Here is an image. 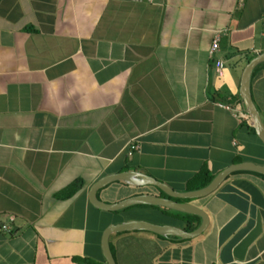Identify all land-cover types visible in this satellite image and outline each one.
Returning <instances> with one entry per match:
<instances>
[{
	"label": "crops",
	"instance_id": "1",
	"mask_svg": "<svg viewBox=\"0 0 264 264\" xmlns=\"http://www.w3.org/2000/svg\"><path fill=\"white\" fill-rule=\"evenodd\" d=\"M263 52L264 0H0V264H107L89 201L104 176L133 170L175 189L237 155L262 160L252 125L218 104L244 110L241 76ZM251 89L264 119V66ZM244 172L189 202L209 214L201 236L113 234L118 263L264 264V178ZM98 191L107 203L158 194Z\"/></svg>",
	"mask_w": 264,
	"mask_h": 264
},
{
	"label": "water",
	"instance_id": "2",
	"mask_svg": "<svg viewBox=\"0 0 264 264\" xmlns=\"http://www.w3.org/2000/svg\"><path fill=\"white\" fill-rule=\"evenodd\" d=\"M264 63V52L253 57L245 66L240 83V96L249 116V123L255 128L259 139L264 143V121L253 99L251 81L255 68ZM241 171H250L264 175V164L253 161L234 163L218 172L213 180L205 187L192 191H178L169 184L162 182L142 172L127 170L110 174L96 181L89 190V201L97 209L103 211H118L134 205H156L174 209L201 217V224L192 231L171 224H158L146 220L130 219L121 223L110 224L103 232L101 248L107 264H118L113 255L110 238L113 234L128 231H147L164 237L175 236L183 240L194 239L201 236L210 225L209 214L202 208L187 202H179L176 199L204 198L216 191L232 174ZM122 181L133 186H154L164 191L169 197L154 194L134 195L115 203L103 202L97 197V191L109 184Z\"/></svg>",
	"mask_w": 264,
	"mask_h": 264
},
{
	"label": "trees",
	"instance_id": "3",
	"mask_svg": "<svg viewBox=\"0 0 264 264\" xmlns=\"http://www.w3.org/2000/svg\"><path fill=\"white\" fill-rule=\"evenodd\" d=\"M262 66H264V63H261L255 68L253 72V76ZM243 123H244L243 125L246 126L248 133L256 137L258 141L263 144L262 145L263 146L262 155L264 156V143L257 136L255 128L247 124V122H243ZM247 160H251L256 163L264 164V158L262 160H258V159H251L248 157H244L241 155H237L234 158L233 163H239V162H243ZM246 172L257 174L264 178V175L262 174L250 172V171H246ZM236 173H245V172L241 171V172H236ZM215 175L216 173L210 171L208 168H203L198 173H196L191 179H189L184 185V187H175V189L183 192V191H192V190L203 188L207 186L213 180ZM119 183L126 184L122 181H119ZM82 186H83L82 180L76 181L71 186H69V188L65 191V195L72 196L76 194ZM156 189L158 190L157 195H160L162 197H169L164 191L158 189L157 187ZM100 191L101 189L98 191V195ZM176 200L179 202L189 203L193 201L194 199L177 198ZM94 209L96 210V212H98L100 216L104 218L105 228L108 227L111 223H121L129 219H143V220H147V221L158 223V224H171V225L184 228L187 231H192V230H195L201 224V221H202L201 217L198 215L186 213V212H182V211H178L174 209H169L163 206H156V205H147V204L134 205V206L124 208L122 210H118V211H102L96 208ZM135 232L137 231H128L124 233H118L115 235L131 234ZM146 233L151 234L152 236L157 237V238H173L177 240H183L175 236L164 237V236L152 233V232H146ZM110 243H111L112 252L118 263L117 256H116V249H115V246L112 240ZM77 260H80L79 262H82L84 264H97L96 262L86 259V258L84 259L77 258Z\"/></svg>",
	"mask_w": 264,
	"mask_h": 264
},
{
	"label": "built area",
	"instance_id": "4",
	"mask_svg": "<svg viewBox=\"0 0 264 264\" xmlns=\"http://www.w3.org/2000/svg\"><path fill=\"white\" fill-rule=\"evenodd\" d=\"M219 47H220V35L217 34L214 37L211 47H210V56L214 57L216 53L218 52ZM214 67H215L217 75L219 77H222L224 75V62L219 58H215ZM218 105L224 109L232 110L235 116H238L240 120L248 121V122L250 121L249 116L246 113L245 107H244V110L239 109L238 106L232 102L219 103ZM130 147L131 148L129 149V155H132L135 151L139 149V146L136 144H132ZM4 229L9 230L10 227L6 225L4 226Z\"/></svg>",
	"mask_w": 264,
	"mask_h": 264
}]
</instances>
